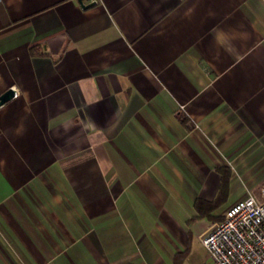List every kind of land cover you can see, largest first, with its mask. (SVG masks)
Listing matches in <instances>:
<instances>
[{
  "label": "crops",
  "instance_id": "0c3cea01",
  "mask_svg": "<svg viewBox=\"0 0 264 264\" xmlns=\"http://www.w3.org/2000/svg\"><path fill=\"white\" fill-rule=\"evenodd\" d=\"M8 89L0 264H209L264 179V0H0Z\"/></svg>",
  "mask_w": 264,
  "mask_h": 264
},
{
  "label": "built area",
  "instance_id": "2783aa9c",
  "mask_svg": "<svg viewBox=\"0 0 264 264\" xmlns=\"http://www.w3.org/2000/svg\"><path fill=\"white\" fill-rule=\"evenodd\" d=\"M198 238L209 264H264V179Z\"/></svg>",
  "mask_w": 264,
  "mask_h": 264
},
{
  "label": "water",
  "instance_id": "95a60500",
  "mask_svg": "<svg viewBox=\"0 0 264 264\" xmlns=\"http://www.w3.org/2000/svg\"><path fill=\"white\" fill-rule=\"evenodd\" d=\"M14 90L8 89L4 93L0 95V105H2L4 102L8 101L10 98L14 96Z\"/></svg>",
  "mask_w": 264,
  "mask_h": 264
},
{
  "label": "rangeland",
  "instance_id": "374dc122",
  "mask_svg": "<svg viewBox=\"0 0 264 264\" xmlns=\"http://www.w3.org/2000/svg\"><path fill=\"white\" fill-rule=\"evenodd\" d=\"M200 257H201L202 260L206 257V261L205 262L206 263H208V261L210 262V258L208 256L207 251L204 248H202V247L200 249Z\"/></svg>",
  "mask_w": 264,
  "mask_h": 264
}]
</instances>
